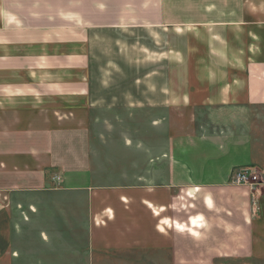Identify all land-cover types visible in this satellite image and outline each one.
<instances>
[{
    "label": "crops",
    "instance_id": "1",
    "mask_svg": "<svg viewBox=\"0 0 264 264\" xmlns=\"http://www.w3.org/2000/svg\"><path fill=\"white\" fill-rule=\"evenodd\" d=\"M259 109L264 0H0V264L264 259Z\"/></svg>",
    "mask_w": 264,
    "mask_h": 264
},
{
    "label": "built area",
    "instance_id": "2",
    "mask_svg": "<svg viewBox=\"0 0 264 264\" xmlns=\"http://www.w3.org/2000/svg\"><path fill=\"white\" fill-rule=\"evenodd\" d=\"M263 179V171L255 166L235 168L231 174V183L233 185L245 186L249 189L254 207H256L258 197L261 194L264 184L261 180ZM54 180L57 183L61 182L60 177H55Z\"/></svg>",
    "mask_w": 264,
    "mask_h": 264
},
{
    "label": "rangeland",
    "instance_id": "3",
    "mask_svg": "<svg viewBox=\"0 0 264 264\" xmlns=\"http://www.w3.org/2000/svg\"><path fill=\"white\" fill-rule=\"evenodd\" d=\"M259 111H261L259 114L254 115L255 121H254L253 125H254V129L255 130L253 132L264 134V111L261 110V109H259ZM255 167H257V166H255ZM257 168H259V167H257ZM259 169L262 170L261 168H259ZM261 182L264 183V179L261 180ZM230 184H232L231 183V178H230ZM235 186H238V185H235ZM252 264H264V259H261V258L254 259L252 261Z\"/></svg>",
    "mask_w": 264,
    "mask_h": 264
}]
</instances>
